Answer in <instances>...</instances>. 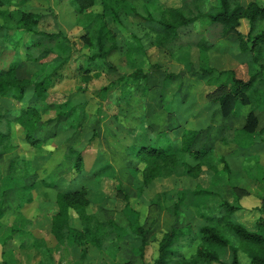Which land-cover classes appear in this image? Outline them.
Segmentation results:
<instances>
[{"label":"rangeland","instance_id":"rangeland-1","mask_svg":"<svg viewBox=\"0 0 264 264\" xmlns=\"http://www.w3.org/2000/svg\"><path fill=\"white\" fill-rule=\"evenodd\" d=\"M5 1L12 2L9 8L40 12L39 28L50 32L61 30L66 39L60 48L52 49L45 60L30 62L24 46L32 38L30 33L12 31L5 41L0 17L2 63L9 65L21 58L19 74L27 78L55 65L57 57L67 58V63L61 71L63 80L49 89L45 100L34 102L42 114L43 123L37 131L42 146L36 148L26 142L23 128L13 122V147L0 157V264L3 261L11 264H154L165 231L175 224L183 226L188 223L196 230L207 223L202 218L203 212L220 215L223 200L238 207L231 215L234 222L251 231L264 233V226L259 224L260 220L264 221V143L256 140L253 145L242 149L236 145L226 146L221 141L225 125L239 129L245 124L251 105L243 106L238 117L225 118L220 105L210 100V93H216L221 85H225L221 77L218 80L219 71L233 69L239 78L248 80L254 55L240 51L235 33L221 37V25H211L207 20L200 19L190 31L181 34L174 55L156 43L155 32L148 27L152 17L160 16L168 7H183L187 15L196 16L211 10L218 0H204L198 8L196 4L200 1L197 0L150 3L127 0L121 10L126 32L111 25L119 47L99 62L89 80H85L82 68L88 66V56L96 47H89L82 40L85 32L83 20L70 0ZM239 1L243 4L264 2ZM100 9L99 6L94 8L96 11ZM240 30L245 34L249 32L247 21H242ZM202 39L214 45L207 55H203L198 46H181ZM134 44L138 50L134 49ZM142 46L145 54L140 51ZM60 49L65 52L61 54ZM130 50L133 57H138L136 64L129 62ZM139 64L149 76L147 95L135 87L132 93H123L118 85L105 98L101 96L102 87L123 74H130ZM202 66L215 70L212 80H209L211 76L203 74ZM169 73L174 76L168 78ZM36 79H40V75H36ZM261 85L264 83L258 84ZM32 95L33 87H30L22 103L0 97V104L16 111L31 101ZM256 113L261 129L264 110L256 108ZM184 128L199 129L194 146H214L215 156H226L230 169L215 174L205 168L198 178H193L178 167L173 176L157 178L142 189L141 174L135 169L139 164L138 147L174 143L167 136L179 138ZM70 147L83 154L79 173L73 168V162L65 157ZM14 159H17L16 168H23L21 176L16 179L12 178L10 170ZM187 160L193 163L188 156ZM198 185L215 194L195 196L193 192ZM82 186L89 189L91 204L88 211L101 221L113 220V229L119 234V239L109 243L104 250L94 243L88 244L85 260L81 257V246L71 240L58 244L51 232L58 191ZM125 195L130 197L129 202ZM182 197L178 222L174 207ZM155 201L161 208L151 205ZM131 206L141 212V223L148 229L144 256L140 254L141 238L131 228L137 217ZM74 219V225L81 228L79 219ZM222 230L234 239L231 232ZM30 235L41 239L43 247L36 246L28 251L21 249V242L29 240ZM196 246H186L185 254L192 255ZM231 254V246H228L221 254V261L212 264L229 263ZM240 259L242 264H250L241 249Z\"/></svg>","mask_w":264,"mask_h":264},{"label":"trees","instance_id":"trees-1","mask_svg":"<svg viewBox=\"0 0 264 264\" xmlns=\"http://www.w3.org/2000/svg\"><path fill=\"white\" fill-rule=\"evenodd\" d=\"M154 2L158 0H145ZM197 3V8L202 5L204 0ZM127 0H70V4L76 13L82 17L85 32L81 36L84 43L89 47H96V50L88 56V66L83 67L85 80H89L92 70L97 68L100 61L108 58L114 53L119 45L116 32L111 25H114L121 32H126L121 18V10L127 4ZM131 4V3H130ZM5 0H0V17L3 19L1 28L4 32L5 41L9 39L10 33L22 32L30 33L31 40L26 43L25 51L27 60L30 62H41L45 60L52 49L60 48L62 41L66 39L63 31H46L39 28L42 14L38 11H26L23 9L9 8ZM132 5V4H131ZM96 6L101 7L96 11ZM202 20H207L211 25H221L220 36H226L233 32L237 39L242 53L251 52L253 69L248 80L239 78L235 70L219 71L218 80L221 77L225 85H221L216 93H210V100L218 103L222 115L225 118L238 117L243 106L251 105L252 110L246 117L245 124L235 129L231 126H224V135L221 141L226 146L236 145L245 149L253 145L256 140L264 143V126L259 129V115L256 108L264 110V2L250 1L243 4L239 0H218V4L211 10L189 16L183 7H168L158 17H152L150 30L155 32L156 43L175 54V49L179 47L176 43L181 39V34L190 31L194 24ZM249 24V32L245 34L240 30L242 21ZM202 39L200 41H190L181 44L185 46H198L203 55H207L214 45ZM135 45V44H134ZM183 47V46H182ZM40 49L39 52H36ZM136 50L138 47L135 45ZM131 51V50H130ZM141 53L146 50L142 46ZM61 54L65 52L60 49ZM132 52V51H131ZM130 53L129 62L136 64L138 57H133ZM20 55V54H19ZM64 56V55H63ZM0 56V97H9L17 103L24 101L25 95L30 87H33L31 101L24 107L14 111L0 104V157L9 148L13 147L11 138L12 123L19 124L25 134V140L31 146L39 148L42 146V139L39 138L37 131L42 126V114L34 102L45 100L49 89L58 82L62 81L61 71H63L67 58H58L55 65H50L46 70H39L31 78L22 77L19 74L22 60L11 62L5 65ZM130 74H123L117 80L110 82L99 91L105 98L113 91L116 86H120L123 93H132L133 87L147 95L148 73L139 64ZM203 67V74L214 78L215 72L212 68ZM40 75V79L35 80V76ZM168 78L174 75L170 73ZM223 83V84H224ZM235 129V130H234ZM199 129L184 128L181 137L169 140L174 143L167 145H141L137 149V158L139 164L135 168L142 177V189L149 186L157 178H168L173 176L178 167H182L186 174L193 178H198L205 168L212 170L215 174L228 171L230 169L226 156H215V147L196 148L194 145L199 136ZM191 158L193 163L187 160ZM65 157L73 162V168L79 173L82 169L84 157L81 152L73 147L68 149ZM17 160V159H16ZM16 160L11 163L10 170L12 178L21 176L23 168H16ZM222 165V168L219 166ZM2 171L0 167V178ZM195 196H213L215 193L207 188L198 187L194 190ZM185 197V195L183 196ZM180 198L175 204L174 213L178 219L181 215ZM124 198L129 202L130 197ZM57 210L51 218V232L56 238L58 244H65L69 240L81 246V257L85 260L87 256V245L94 243L102 250L108 248L109 243H114L119 239V234L113 229L114 221H101L92 212L88 211L91 204L89 189L82 186L74 190H60L57 193ZM156 204V205H155ZM156 208H161L156 201L151 203ZM220 215H210L203 212L202 218L207 221L206 224L194 227L188 223L183 226L175 224L168 231H165L159 241V255L154 264H212L221 261V254L228 246H231V261L227 264H242L240 259V249L245 252L250 259V264H264V233L251 231L240 223L231 219V215L238 209L226 200H223ZM137 217L131 223L132 230L141 238L140 254L144 256V251L148 245V229L141 223V212L131 206ZM2 215V211L0 212ZM74 217L78 218L81 228L74 225ZM260 226H264V221H259ZM222 228L231 232L232 239ZM29 240H23L20 248L28 251L34 247H43L40 240L32 235ZM198 241V243H197ZM46 246V242H44ZM237 243V244H235ZM196 246L195 252L189 257L185 254L184 248ZM1 264H11L3 261ZM126 264H133L128 262ZM143 264V263H142Z\"/></svg>","mask_w":264,"mask_h":264}]
</instances>
